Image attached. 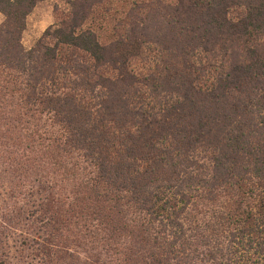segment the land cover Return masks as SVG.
Segmentation results:
<instances>
[{
  "label": "trees",
  "instance_id": "obj_1",
  "mask_svg": "<svg viewBox=\"0 0 264 264\" xmlns=\"http://www.w3.org/2000/svg\"><path fill=\"white\" fill-rule=\"evenodd\" d=\"M39 1L0 0V264H264V0H66L25 49Z\"/></svg>",
  "mask_w": 264,
  "mask_h": 264
},
{
  "label": "rangeland",
  "instance_id": "obj_2",
  "mask_svg": "<svg viewBox=\"0 0 264 264\" xmlns=\"http://www.w3.org/2000/svg\"><path fill=\"white\" fill-rule=\"evenodd\" d=\"M134 0H115L116 4L125 6L128 8ZM54 7H58L63 11H67L69 9V5L66 0H42L36 3L31 12L25 18V28L21 34V44L25 49L30 48L34 42L42 35L44 30L51 24H53V9ZM110 15L112 17H118L116 15L113 16L112 12H108V9L102 7L100 9V15L95 14L92 21H88L87 26L93 28L96 33L101 35H106L111 32V26L114 23L113 19L110 21L109 25L105 19H103V15ZM4 20L3 14L0 12V26ZM12 264H15L13 261Z\"/></svg>",
  "mask_w": 264,
  "mask_h": 264
}]
</instances>
